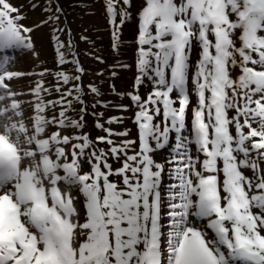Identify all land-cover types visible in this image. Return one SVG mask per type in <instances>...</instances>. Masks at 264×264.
<instances>
[{
  "label": "snow or ice",
  "instance_id": "1",
  "mask_svg": "<svg viewBox=\"0 0 264 264\" xmlns=\"http://www.w3.org/2000/svg\"><path fill=\"white\" fill-rule=\"evenodd\" d=\"M119 2L107 5L114 40L117 18L128 16ZM18 11L0 0V50L31 46ZM138 43L136 84L155 87L147 98L131 95L139 109L133 155V140L99 137L112 145L105 152L87 135H64L83 128V117H67L64 96L59 117L44 115L55 102L40 99L39 84L35 114L26 113L6 83L19 74L0 68V264H264V0H145ZM170 137L175 183L165 201L166 167L152 153ZM121 155L113 169L109 157Z\"/></svg>",
  "mask_w": 264,
  "mask_h": 264
},
{
  "label": "rangeland",
  "instance_id": "2",
  "mask_svg": "<svg viewBox=\"0 0 264 264\" xmlns=\"http://www.w3.org/2000/svg\"><path fill=\"white\" fill-rule=\"evenodd\" d=\"M9 2L19 10L18 13H14L21 17L19 23L24 28L31 29L24 33L31 46L19 45L13 47L14 49L10 48L12 50L10 53L4 52L3 57L6 61L0 65V68L14 69L13 72L19 74L13 77L8 86L11 92L16 93L15 98L21 101L25 112L35 114L34 108L38 102L35 90L39 84L46 89L41 91L40 99L45 102H55L54 105L49 104L44 115L49 118L59 117V112L62 110L60 101L64 96L65 104L66 101H71V107L66 113L67 117L70 120L83 117V128H68L63 132L64 135L73 137L87 135L95 142L98 150L105 152H108L112 145L99 142L97 139L99 137H108L117 146L126 139L133 140L136 144L127 150V155L138 152L139 138L135 115L139 109L131 100V95L139 93L142 97H147L155 87L153 81L147 79L143 85L136 84V79L140 76L138 67L140 12L145 0H130L129 5L123 4L122 0L117 3L118 10L123 8L128 13V16L123 18L122 24H120L121 17L117 18L118 40H114L115 29L107 10L108 0H9ZM2 51L4 50H0V54ZM61 54L65 58L64 63L60 62ZM14 59H18L19 62ZM193 60L198 59L192 58V66ZM12 63L17 64V68H11ZM60 73L71 78L69 83L63 82ZM77 76L79 79H75ZM189 87L190 102L193 104L194 87L191 84ZM76 88L80 91H75ZM92 88L97 91L93 92ZM70 90L72 95L68 96ZM84 99L87 104L84 103ZM81 109L85 111L82 112ZM109 120L114 122L109 123ZM105 129L111 130L112 133L126 131L128 136H108ZM172 142L174 139L171 137L170 145L156 149L152 153L153 158L159 156L160 160L170 161L174 152ZM152 143L155 144L154 141ZM191 148L195 146L192 145ZM125 159V155H121L119 160L110 156L108 162L113 169H117L122 166ZM253 159H258L255 154ZM171 166V164L167 165V167ZM84 170H89L87 163L84 164ZM244 171L245 174L249 173L248 170ZM171 172L172 169L167 168L163 176L162 184L165 191L172 182L169 179ZM112 179L119 181L120 178L112 177ZM72 194L77 196V207L82 218L84 215L81 206L82 195L76 188L72 189Z\"/></svg>",
  "mask_w": 264,
  "mask_h": 264
},
{
  "label": "bare ground",
  "instance_id": "3",
  "mask_svg": "<svg viewBox=\"0 0 264 264\" xmlns=\"http://www.w3.org/2000/svg\"><path fill=\"white\" fill-rule=\"evenodd\" d=\"M15 60V59H14ZM16 62H19V60L18 59H16L15 60ZM13 65V67H11V68H17V64H15V63H12ZM13 70L14 69H12V70H7V71H10V72H13ZM128 71V70H127ZM11 81L12 80H10V81H6V83L8 84V83H11ZM189 108H190V106H189ZM193 109L195 108L194 106L192 107ZM156 120H157V122H161V117H157L156 118ZM185 135H188L190 138H191V135H192V133H191V127L189 128V130H188V132L186 131L185 133H184ZM157 158V163H161L160 162V159L158 158V157H156ZM202 158V157H201ZM166 164V163H165ZM249 171V173L247 174V175H250L251 174V172H250V170H248ZM199 223H201V224H203V223H206V221H204V220H200V221H198Z\"/></svg>",
  "mask_w": 264,
  "mask_h": 264
},
{
  "label": "trees",
  "instance_id": "4",
  "mask_svg": "<svg viewBox=\"0 0 264 264\" xmlns=\"http://www.w3.org/2000/svg\"><path fill=\"white\" fill-rule=\"evenodd\" d=\"M66 3V2H65Z\"/></svg>",
  "mask_w": 264,
  "mask_h": 264
}]
</instances>
